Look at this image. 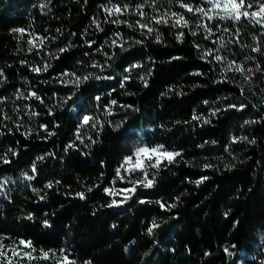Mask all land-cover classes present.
Segmentation results:
<instances>
[{
  "label": "trees",
  "instance_id": "obj_1",
  "mask_svg": "<svg viewBox=\"0 0 264 264\" xmlns=\"http://www.w3.org/2000/svg\"><path fill=\"white\" fill-rule=\"evenodd\" d=\"M141 147L171 158L125 174ZM0 264H264L263 25L0 0Z\"/></svg>",
  "mask_w": 264,
  "mask_h": 264
},
{
  "label": "rangeland",
  "instance_id": "obj_2",
  "mask_svg": "<svg viewBox=\"0 0 264 264\" xmlns=\"http://www.w3.org/2000/svg\"><path fill=\"white\" fill-rule=\"evenodd\" d=\"M210 5V14L219 15H233L239 16L240 14L250 15L251 18L259 22L264 27V5L260 8L258 12H253L249 14L248 12H243L241 4L236 0H206ZM116 12L117 9L114 8ZM171 154L160 150L159 148H139L130 158L124 161V173L130 175L131 173L141 170L143 171L148 165L156 166L160 162L166 159H170ZM122 179L123 176L121 177ZM47 256V254H43Z\"/></svg>",
  "mask_w": 264,
  "mask_h": 264
}]
</instances>
